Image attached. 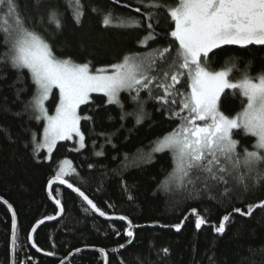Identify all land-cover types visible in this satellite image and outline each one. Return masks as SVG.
Instances as JSON below:
<instances>
[{"label":"trees","instance_id":"trees-1","mask_svg":"<svg viewBox=\"0 0 264 264\" xmlns=\"http://www.w3.org/2000/svg\"><path fill=\"white\" fill-rule=\"evenodd\" d=\"M82 2L85 15L77 24L70 0H40L39 4L36 0H16L28 27L52 43L57 56L71 57L76 62L91 61L94 69L117 63L128 53H143L148 48L169 44L173 48L177 46L167 35L174 28V22L163 8L159 10V25L154 27L164 38H157L144 48L137 42L146 35V24L142 29L104 27L102 16L91 11L92 7L104 11L112 9L114 14L144 21L145 9L138 0H120V5L112 0ZM161 2L169 6L177 4V0ZM136 7H141L140 13L135 11ZM49 8H57L63 14L62 31L38 22L41 15L47 19ZM6 50L0 42V55ZM214 53L209 54L212 70L223 68L229 58H235L241 69L251 61L253 75L264 71V46L230 45L215 49ZM239 75L234 72L230 78L238 79ZM18 77L22 82H18ZM177 87L190 92V82L182 80ZM17 89H27L21 92L20 99L16 97ZM34 92L27 69L20 73L0 63V197L13 206L17 215L15 264H61L66 259L63 264H106L101 249L108 253V264H264V207L255 208L250 217L233 211L240 208L246 212L248 205L264 201V183L251 187L249 181L247 192L242 187H234L228 197L222 195L223 186L216 187L211 191L214 199H209L206 191L197 193L191 185L180 187L177 180L169 185L170 190H164L161 184L174 170L172 154L154 152L150 161L146 154L152 151V142L176 128L179 120L170 119L159 103L149 100L144 105L146 118L137 125L134 116L121 121L120 108L107 104L104 94H93L90 101L80 107L81 117H92L90 121L81 120L86 147L76 151V142L60 141L51 159H46L47 152L41 150L38 156L34 155L30 143L32 133L37 134L38 140L42 138L45 121L30 118L36 114L31 111L14 115L22 112L24 102ZM160 94V91L153 93ZM141 97L147 99V91L141 92ZM120 98L125 112L135 110L136 105L130 101L128 93L123 92ZM58 102L59 93L55 89L48 101L51 113ZM245 103L239 91L226 89L219 101L220 111L231 117L240 112ZM113 133L109 144L106 136ZM234 139L239 141L237 150L241 154L244 148L254 150L255 137L240 131L234 132ZM97 151H103L104 155L96 156ZM141 154L144 159L140 158ZM64 159L71 161L78 172V176L66 177L69 182L74 188L80 187L107 216L102 217L92 210L67 185L57 184L49 191L47 182ZM90 164L94 167L89 168ZM53 196L61 200L62 213L61 205L55 203ZM193 208L208 220L199 230L195 227L196 217L191 213ZM228 214L231 216L225 232L216 233L214 226ZM119 216L132 221L135 233L126 249L119 246L130 239L126 236L128 224L126 220L116 219ZM13 224L12 210L0 200V264H12ZM177 224L182 225L179 230L174 227ZM137 225L140 227H135ZM165 248L169 250L167 255L162 251Z\"/></svg>","mask_w":264,"mask_h":264},{"label":"snow or ice","instance_id":"snow-or-ice-1","mask_svg":"<svg viewBox=\"0 0 264 264\" xmlns=\"http://www.w3.org/2000/svg\"><path fill=\"white\" fill-rule=\"evenodd\" d=\"M39 2L36 0L37 4ZM112 3L120 5V0H112ZM138 3L145 9L144 21L114 14L112 9L104 11L92 7L91 11L102 16L104 27L142 29L146 24V35L137 43L148 48L157 38H164L154 27L159 25V10L163 8L174 22V28L167 35L177 42V46L173 48L169 44L148 48L143 53H128L117 63L94 69L91 61L76 62L71 57L57 56L53 44L34 28L28 27L27 21L19 13L16 0H0V42L7 49L0 55V63L20 73L27 69L35 86V92L24 102L22 112L14 115L20 116L31 111L36 114L30 118L46 121L42 139L38 140L37 134H31L30 143L34 155L38 156L41 150L46 149L45 158L51 159L57 142L69 140L73 135L79 138L76 151L84 149L85 134L81 131L80 123L82 119L90 121L92 117H81L78 110L81 105L89 102L92 93H103L107 97V104L120 108L121 121L134 116L135 123L142 124L147 115L144 105L149 100L159 103L168 112L170 119L179 120L176 128L152 142V151L146 154L150 161L152 153L170 150L174 170L162 182L164 190H170L169 185L177 180L180 187L191 185L197 193L206 191L209 199H214L211 191L216 187L223 186L222 195L228 197L234 187H242L247 192L249 181L251 187L261 186L264 183V71L253 75L251 61L241 69L235 58H229L223 68L212 70L209 54L214 55V50L223 46H264V0H177L175 6L165 5L161 0H147V3L138 0ZM70 7L74 21L80 24L85 15L82 0H70ZM135 11L140 13L141 7H136ZM46 17L45 20V15H41L38 22L55 27L57 32L62 31L63 14L59 9L49 8ZM234 72L240 74L238 79L230 78ZM182 80L190 82V92L185 93L177 87ZM18 82H22L19 77ZM53 88L59 90V103L55 114L49 115L45 102ZM226 89L239 91L246 99L241 111L231 117L220 111L219 106L221 95ZM24 91L27 89L16 90L17 99H20ZM144 91H147V99L141 97ZM155 91L162 94L153 95ZM121 92L128 93L130 101L136 105L133 112L124 111ZM240 131L256 138L254 150L244 148L242 154L237 150L239 141L234 139V132L238 134ZM110 135L114 133L106 136L109 144L112 143ZM94 154L104 155L103 151ZM140 158L145 157L141 154ZM88 167L93 168L94 165ZM70 175L78 176L77 169L71 161L64 159L58 171L47 182L49 191L57 183L67 185L92 210L102 217L107 216L80 187L74 188L66 178ZM198 184L199 189L196 188ZM53 199L57 205H61L62 213L61 200L55 196ZM257 207H264V201L248 205L246 212L240 208H234L233 211L250 217ZM191 213L196 217L195 227L198 230L208 224L205 215H201L196 208L191 209ZM230 216L224 215L219 225L214 226L216 233L222 235L225 232ZM116 219L127 221L126 236L130 239L119 246L126 249L135 237L133 224L126 216ZM181 226L177 224L174 227L179 230ZM16 240L13 232L14 250ZM100 251L107 258L108 253L103 249ZM162 251L165 255L169 253L167 248Z\"/></svg>","mask_w":264,"mask_h":264},{"label":"rangeland","instance_id":"rangeland-1","mask_svg":"<svg viewBox=\"0 0 264 264\" xmlns=\"http://www.w3.org/2000/svg\"><path fill=\"white\" fill-rule=\"evenodd\" d=\"M105 67V66H104ZM55 89H57V88H53V90H52V93H51V95H50V97H49V99L45 102V104H46V107H47V109L49 108V106H48V101L50 100V98L52 97V95H53V93H54V91H55ZM58 90V89H57ZM58 93H59V90H58ZM123 92H121V94H122ZM93 94H103V93H92L91 94V97H92V95ZM222 96V95H221ZM120 97H121V95H120ZM91 99V98H90ZM121 99V98H120ZM90 101V100H89ZM59 103V102H58ZM82 106V105H81ZM80 106V107H81ZM78 112H79V115L81 116V114H80V108H79V110H78ZM48 113H49V115H54L55 114V111L53 112V113H51L49 110H48ZM45 125H46V121H45ZM80 128H81V123H80ZM82 131V130H81ZM42 139V138H41ZM69 140H71V141H74V142H76V144H77V149L79 148V138H78V136H75V135H73V137L71 138V139H69ZM66 141V140H65ZM58 142H60V141H58ZM58 142H57V144H58ZM56 144V145H57ZM56 147V146H55ZM55 147H54V149H55ZM54 149H53V151H54ZM45 151H46V149H44ZM165 151H170V150H165ZM47 152V151H46ZM53 153V152H52ZM52 155V154H51ZM47 156V155H46Z\"/></svg>","mask_w":264,"mask_h":264},{"label":"water","instance_id":"water-1","mask_svg":"<svg viewBox=\"0 0 264 264\" xmlns=\"http://www.w3.org/2000/svg\"><path fill=\"white\" fill-rule=\"evenodd\" d=\"M58 184V183H57ZM57 184H55V185H57ZM55 185H53V186H55ZM1 198V197H0ZM0 200H2L3 202H5L6 200L5 199H0ZM8 206L9 205H11L9 202H7L6 203ZM11 210H12V212L13 213H15V215H14V224H15V228L13 229V232H15V234L17 235V229H18V220H17V215H16V212H15V210H14V208H13V206L11 205V207H9ZM33 235H34V232H32V239H33ZM12 244H13V241H12ZM16 249V248H15ZM67 260V259H66ZM65 260V261H66ZM64 261V262H65ZM13 262H15V250L13 249V247H12V264H13ZM63 262V263H64ZM106 264H108V256H107V258H106Z\"/></svg>","mask_w":264,"mask_h":264}]
</instances>
